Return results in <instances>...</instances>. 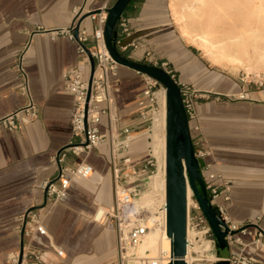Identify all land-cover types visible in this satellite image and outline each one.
Here are the masks:
<instances>
[{
    "label": "crops",
    "instance_id": "obj_1",
    "mask_svg": "<svg viewBox=\"0 0 264 264\" xmlns=\"http://www.w3.org/2000/svg\"><path fill=\"white\" fill-rule=\"evenodd\" d=\"M105 1L0 0V117L26 103L14 63L27 45L24 68L30 96L38 108L35 119L18 118V131L0 129V264H8L9 255L19 252L21 216L32 208L40 216L46 211L41 184L57 175L53 156L74 141L71 119L75 98L64 90V83L69 71L78 66L77 46L66 36L52 37L48 32L80 20L73 19L74 8H83V17ZM175 10L180 16L181 0H132L122 13L131 31L125 42L135 41L138 48L124 56L142 63L148 53L150 61L168 64L178 84H188L199 92L201 96L195 99L197 120L213 152L204 162L216 161L230 183L228 215L237 224L259 217L264 229V85L244 84L207 64L181 35ZM94 25L84 18L80 28L91 34ZM78 69L86 79L88 66ZM110 85L117 91L112 93L111 115L100 119V132L109 136L112 130L117 139L125 129L133 135L140 133L138 103L145 90L144 75L119 66ZM241 94L246 99L240 100ZM164 96L154 121L155 138L165 132ZM189 126L195 149L201 145L200 134L191 130V122ZM147 145L145 138H137L128 154L140 156ZM155 148L162 154L161 163L165 162L161 138ZM110 149L107 139L89 154L86 161L92 175L71 181L65 195L46 214L43 225L48 238L35 235L33 239L40 251V264H116L113 226L92 221L97 207L109 208L113 203ZM80 159L67 153L65 162L70 166ZM198 170L204 182V174ZM50 242L63 250V257L56 255ZM259 260L264 264V256L259 255Z\"/></svg>",
    "mask_w": 264,
    "mask_h": 264
},
{
    "label": "built area",
    "instance_id": "obj_2",
    "mask_svg": "<svg viewBox=\"0 0 264 264\" xmlns=\"http://www.w3.org/2000/svg\"><path fill=\"white\" fill-rule=\"evenodd\" d=\"M110 1L106 0L97 11L86 12L85 18L95 24L91 34L84 28H80L79 24L77 40L74 38V28L84 11L80 7L73 9V19L76 18L78 21L72 22L68 27L48 32L52 37L62 35L75 41L79 56L77 64L88 66L89 72L88 77L83 79L77 66L72 68L65 78L64 90L73 94L75 98V109L71 119L74 141L53 156V161L58 165L57 175L41 184L45 195L46 211L40 216L38 211L32 208L21 216L22 223L19 227L22 238L21 261L19 262V252H15L9 255L8 264H40V251L34 247L33 239L35 235L48 238L43 225L46 214L65 195L71 181L87 179L92 175V167L87 163L86 158L107 139L111 146L113 203L109 208L97 207L92 221L113 226L116 264H169L171 262L170 249H160L154 253L150 249L140 250L153 232L158 231L167 236L165 199L158 202L154 210L151 205L141 202L142 195L152 190L153 177L162 170L165 172V162L161 163L153 154L149 137V130L163 107L161 92L164 89L156 81L144 75L145 90L138 104L140 122L147 124V127L140 132L141 134L133 135L125 129L122 132V138L117 139L112 130L107 136L98 128L101 117L111 115L112 93L117 91L116 88L111 87L110 78L116 76L119 65L109 56L103 40V26ZM115 29L116 48L122 55H132L138 45L135 41L125 42L131 36V31L128 20L123 14L119 17ZM27 49L28 45L20 51L14 63L22 92L26 96V103L17 110L0 117V129L18 131L20 127L17 120L20 116H25L28 120L38 116V108L30 96L24 68ZM87 51L94 60L91 76ZM142 63L161 68L175 80L166 62L150 61L149 54L146 53ZM178 86L187 120L192 123L191 130L200 134L198 140L201 145L194 149V158L204 174V186L209 202L213 208L217 209L218 218L224 224V227L220 226V229L224 232L226 244L230 249L226 258L219 255L212 230L192 190L187 186L183 260L185 264H218L222 261L228 264H259V255L264 256V229L259 224L260 218L242 224L234 223L230 219L227 211L230 204V183L221 173L216 161L204 162L205 158H212L213 152L202 137L195 111V99L201 95L188 84L181 83ZM238 98L246 99L242 94ZM145 135H147L148 145L144 154L136 157L129 155L130 144ZM67 153L81 157L80 161L67 165L65 162ZM50 247L58 257L64 256L63 250L51 242Z\"/></svg>",
    "mask_w": 264,
    "mask_h": 264
},
{
    "label": "water",
    "instance_id": "obj_3",
    "mask_svg": "<svg viewBox=\"0 0 264 264\" xmlns=\"http://www.w3.org/2000/svg\"><path fill=\"white\" fill-rule=\"evenodd\" d=\"M132 0H115L106 10L107 18L103 26V40L109 56L122 67L131 69L156 81L165 90V202L166 231L170 240L171 262L169 264H185V220H186V190L187 186L193 192L194 198L208 222L214 237L219 236L220 226L224 227L218 218L217 209L206 202L201 188L202 178L199 164L194 158V147L182 97L177 82L161 68L134 62L122 55L115 46L116 24L127 5ZM74 28L75 40L78 37L80 22ZM90 61V76L94 69V60ZM90 83V80H89ZM198 186V187H197ZM201 188H200V187ZM22 239L19 249V262L22 255ZM228 255L221 256L226 258ZM218 264H228L222 261Z\"/></svg>",
    "mask_w": 264,
    "mask_h": 264
},
{
    "label": "bare ground",
    "instance_id": "obj_4",
    "mask_svg": "<svg viewBox=\"0 0 264 264\" xmlns=\"http://www.w3.org/2000/svg\"><path fill=\"white\" fill-rule=\"evenodd\" d=\"M175 16L183 22V38L196 44L212 61L240 65L244 59H256L264 65V0H181V15L177 16L175 10ZM249 46H253V57ZM154 129L153 123L149 137L153 154L157 155L159 135L157 138L152 135ZM157 175L160 177L152 182V190L141 197V202L151 205L153 210L165 199V172L162 170ZM145 249L152 253L168 250L170 240L158 231L153 232L140 250Z\"/></svg>",
    "mask_w": 264,
    "mask_h": 264
},
{
    "label": "rangeland",
    "instance_id": "obj_5",
    "mask_svg": "<svg viewBox=\"0 0 264 264\" xmlns=\"http://www.w3.org/2000/svg\"><path fill=\"white\" fill-rule=\"evenodd\" d=\"M177 21L179 23H181V29H182L183 22H181V20H178V19H177ZM181 35H182V31H181ZM195 47L198 49V52L201 54V56H203V58L207 61V64H209L211 67H213L215 69H218V70H221L225 74H227V75H229V76H231L233 78L234 77L237 78L240 82H242L244 84H250V85H256V86H258V85L263 86L264 85V65L260 64V63L258 64L257 63L258 60H256V59H253V60L244 59V63H242L240 65H233V64H230V63H227V62H223V61L214 62L199 47H197V45ZM248 50H249V53H250V57H253V52H252L253 51V46H249ZM257 66H260V67H257ZM163 95H165V91H164ZM146 127H147V124H142L141 132L143 130H145ZM162 133H163L162 136H161V134H159V136H158L159 140H160V138L161 139H165V132H162ZM146 136L147 135H145V137H141V138H143V139L145 138V140H147ZM155 157L159 161H161V154L160 153H157V155L155 154ZM159 175H160V173H159ZM159 175H157V177H154L152 182H154L155 180L159 179V177H160ZM203 181H204V179H203ZM201 191H202V194H203L206 202H209V198H208V194L206 193V190H205L204 182H203V186L201 188ZM157 194H160V196L162 195L161 192H159ZM214 238H215L216 247H217V251H218L219 255L220 256L229 255L230 249H229V247L226 244V240L224 238V232L221 233L219 236H216Z\"/></svg>",
    "mask_w": 264,
    "mask_h": 264
}]
</instances>
